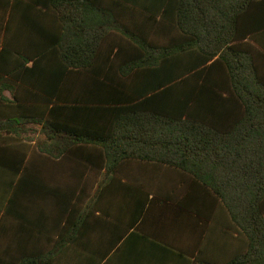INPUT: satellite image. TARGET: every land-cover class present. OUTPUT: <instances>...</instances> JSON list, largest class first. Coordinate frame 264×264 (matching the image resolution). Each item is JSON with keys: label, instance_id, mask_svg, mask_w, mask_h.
<instances>
[{"label": "trees", "instance_id": "1", "mask_svg": "<svg viewBox=\"0 0 264 264\" xmlns=\"http://www.w3.org/2000/svg\"><path fill=\"white\" fill-rule=\"evenodd\" d=\"M112 2L0 0V173L32 134L63 173L0 264H264V0Z\"/></svg>", "mask_w": 264, "mask_h": 264}, {"label": "crops", "instance_id": "2", "mask_svg": "<svg viewBox=\"0 0 264 264\" xmlns=\"http://www.w3.org/2000/svg\"><path fill=\"white\" fill-rule=\"evenodd\" d=\"M74 1L81 3L79 8L73 12L75 21H65V23L62 24L59 23V27L64 26L67 29L73 28L76 34H93L92 31H96L98 28L103 31L112 29L113 18L107 11L112 8V0ZM88 4H91L92 7ZM62 14L66 17L68 12L67 14L66 12ZM4 94L8 96L7 92ZM11 145H19V142L12 143ZM18 159L20 160V157ZM22 160L21 170L24 168L23 171L18 169L16 173H12L11 175L0 173V224L9 227L10 238L8 241L12 244L17 242L18 239L24 242L32 241L29 239L32 233H28V231L25 230L28 227L26 221L31 217L39 214L44 215L45 218L48 219L52 217L54 213L59 212L53 203L54 198L61 193L58 181L61 176L60 174L63 173H61L62 169L54 163L56 160L50 161L49 158L47 160L46 156L36 153L23 155L21 161ZM7 175L9 176V186L7 185V181H5V179H8ZM93 177L96 178L95 180H98V178L103 177V173L101 172L99 174L98 172H93L90 174V178L92 179ZM32 180H34L33 184L36 185V187L32 186ZM30 186L35 190L33 189L32 193L29 194ZM94 189L95 186L89 190V196L92 195ZM78 193L79 191H77L75 195ZM9 197L12 199V207L10 208V213L5 215L4 206ZM76 216L75 213V217ZM18 229H24V231ZM1 251L2 248L0 244V255L5 253L8 257H17L15 246L10 247L7 252Z\"/></svg>", "mask_w": 264, "mask_h": 264}, {"label": "rangeland", "instance_id": "3", "mask_svg": "<svg viewBox=\"0 0 264 264\" xmlns=\"http://www.w3.org/2000/svg\"><path fill=\"white\" fill-rule=\"evenodd\" d=\"M32 133V132H31ZM29 137H31V139H33L34 141H32V143H26V145H24V144H22L21 142L19 143V145H16V146H14V145H12V147L14 148L13 150H15V151H17V153H22V152H24L25 150H27V151H25V153H27V154H32V153H34L33 151L35 150V143H39V142H41V140H42V136H40V135H37V134H32L31 136H29ZM8 144V143H7ZM7 144H0V153H6V154H9V155H11L12 154V148H9V146L7 145ZM26 154V155H27Z\"/></svg>", "mask_w": 264, "mask_h": 264}]
</instances>
